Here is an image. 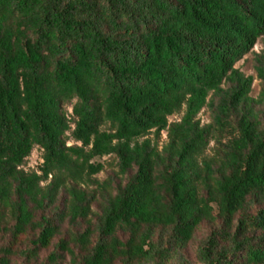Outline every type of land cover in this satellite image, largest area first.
<instances>
[{
	"label": "trees",
	"instance_id": "trees-1",
	"mask_svg": "<svg viewBox=\"0 0 264 264\" xmlns=\"http://www.w3.org/2000/svg\"><path fill=\"white\" fill-rule=\"evenodd\" d=\"M259 104L264 0H0V264H264Z\"/></svg>",
	"mask_w": 264,
	"mask_h": 264
},
{
	"label": "rangeland",
	"instance_id": "rangeland-1",
	"mask_svg": "<svg viewBox=\"0 0 264 264\" xmlns=\"http://www.w3.org/2000/svg\"><path fill=\"white\" fill-rule=\"evenodd\" d=\"M262 50V45L260 43H257L252 51L245 55L240 61H238L234 68L238 69L239 72H241L246 77H251L253 79L251 84V89L249 93V97L256 101L258 100L259 92L262 88V83L257 78V73L255 70L256 63H255V57L256 55H259ZM257 108H260V110L264 107L262 105H257ZM256 107V106H255ZM184 110H181L176 115L172 116L168 119V122H178L180 118L183 116ZM197 120H199L200 125H208L212 121V112L208 108H204L201 110V112L196 117ZM166 142V134L162 133L159 140V148ZM75 143L72 141L69 142L67 145L71 146ZM212 154V144L209 145V147L205 150L204 156H209ZM94 162L102 164V170L100 173L94 176L95 180L98 182L104 181L107 176L112 174L114 171H116L115 163L112 157H103L95 159ZM42 163V152L38 148H34L30 154V156L26 159L25 164L23 165L22 169L24 172L30 173V172H38V168ZM50 179V177H49ZM89 188H93L92 186ZM216 226L215 224H209L205 223L201 225L193 234L191 241L188 243L185 254L188 258L192 257L193 250L197 246V244L200 242V240L206 236L210 229L214 228Z\"/></svg>",
	"mask_w": 264,
	"mask_h": 264
}]
</instances>
